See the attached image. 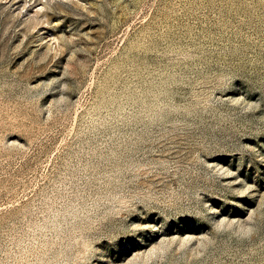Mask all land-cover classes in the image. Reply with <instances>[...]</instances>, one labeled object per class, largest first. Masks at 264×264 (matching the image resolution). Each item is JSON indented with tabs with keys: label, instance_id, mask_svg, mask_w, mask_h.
Listing matches in <instances>:
<instances>
[{
	"label": "rangeland",
	"instance_id": "374dc122",
	"mask_svg": "<svg viewBox=\"0 0 264 264\" xmlns=\"http://www.w3.org/2000/svg\"><path fill=\"white\" fill-rule=\"evenodd\" d=\"M0 264H264V0H0Z\"/></svg>",
	"mask_w": 264,
	"mask_h": 264
}]
</instances>
